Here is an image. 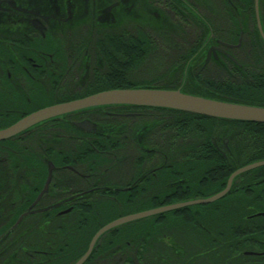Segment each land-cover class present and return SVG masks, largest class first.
<instances>
[{
    "label": "flooded vegetation",
    "instance_id": "flooded-vegetation-1",
    "mask_svg": "<svg viewBox=\"0 0 264 264\" xmlns=\"http://www.w3.org/2000/svg\"><path fill=\"white\" fill-rule=\"evenodd\" d=\"M258 15L264 31V0H0V129L38 110L130 82L175 83L181 72L185 78L219 73L237 78L244 64L256 63L258 54L264 56ZM254 23L262 49L249 35ZM202 33L204 42L197 43L194 52L193 36ZM191 53L194 56L186 59ZM185 78L180 83L195 84ZM83 122H90L92 129L75 125ZM177 126L176 115L167 109L117 106L63 116L15 138L16 145L1 144L0 230L6 223H1V214H11L12 209L17 213L25 201L29 205L20 216L30 212L28 216H43L45 221L28 229L47 232L67 228L53 224L54 219L97 212L82 208L90 199L114 200L117 193L125 192L133 201L143 202L150 196L171 195L177 182L157 178L168 154L200 151L203 146L185 145L188 137ZM52 147L63 152H122L124 159L57 166L48 159ZM18 149H26L27 159L9 160L8 153ZM34 153L41 160H34ZM50 163L55 166L51 183L36 202L47 182ZM18 164L25 165L26 172L45 165L42 188L32 175L19 174ZM118 173L124 184L115 182ZM3 194L19 200L3 204L7 199ZM174 239L171 235L158 243H176ZM247 253L264 255V251ZM4 255L6 252L0 253V257ZM113 256L120 264L128 260V254ZM187 257H202L208 264L207 254L196 252L143 253L140 263L152 259L155 264H177V258ZM104 259L111 264L114 258Z\"/></svg>",
    "mask_w": 264,
    "mask_h": 264
},
{
    "label": "trees",
    "instance_id": "trees-1",
    "mask_svg": "<svg viewBox=\"0 0 264 264\" xmlns=\"http://www.w3.org/2000/svg\"><path fill=\"white\" fill-rule=\"evenodd\" d=\"M249 35L256 47L262 49L263 45L255 23ZM204 36L203 33L197 37L194 34V43L191 46L194 52L198 47L197 43L204 42ZM193 56L194 53H191L185 58ZM178 74L175 83L163 84L157 80L140 84L130 82L124 87L111 89L180 90L185 94L212 100L264 107V56L259 54L256 63L248 61L244 64L237 78L222 77L220 73L215 77L200 74L196 77L187 74V78L183 76V72ZM184 78L195 84L180 83ZM106 108L108 107L93 108L89 111H103ZM168 111L176 115L177 130L188 137L185 145L190 147L203 145L200 151L178 150L171 155L168 154V162L157 172V178L161 181L167 178L177 182L176 187L171 190V195L159 199L150 196L143 202L133 201L130 199L131 194L125 192L117 193L118 196L114 200L90 199L82 208L97 212L88 214L78 212L62 220L54 219L53 224L67 227L61 231L28 229L34 224H45L43 216H28L13 230V225L21 211L28 207L29 201H25L23 208H18L15 214L12 212L13 209L8 207L11 214H1V223H6L0 230V243L3 242L0 244V253L6 252V255L0 257V264H74L87 252L94 235L110 222L137 212L211 197L226 188L228 179L235 171L252 163L264 161V124ZM54 120L56 119L43 124ZM1 144L13 146L18 144V141L14 138L0 142ZM8 154L9 160L27 159L26 149H18L17 153ZM38 155L34 153L33 159L41 160ZM123 157L122 152L107 155L89 151L63 152L53 147L48 150V159L57 166L87 160H123ZM15 167L20 170L21 175H32L34 181L40 182L42 188L47 176L45 165H35L32 172L28 169L26 172L25 165L18 164ZM118 174L115 182L124 184L121 173ZM36 194L37 191L34 192L32 201ZM3 197H7L3 204L19 200L18 197L8 199L7 194H3ZM258 213H264V166L238 176L228 195L214 203L157 215L108 232L101 237L86 264H106L107 260L104 258H114L111 264H120L118 257L113 256L116 254H128V260L124 264H142L140 262L143 260L141 259L143 253L155 252L204 253L207 254L208 264H255V260L256 264H264V255L259 257L245 255L247 252L264 251V217H255ZM171 235H174L176 243H158L160 240H168ZM147 261L150 263L145 264H155L152 259ZM205 262L202 257H187L185 260L177 258V264H206Z\"/></svg>",
    "mask_w": 264,
    "mask_h": 264
},
{
    "label": "water",
    "instance_id": "water-1",
    "mask_svg": "<svg viewBox=\"0 0 264 264\" xmlns=\"http://www.w3.org/2000/svg\"><path fill=\"white\" fill-rule=\"evenodd\" d=\"M257 21L259 32L264 40V31L260 22L259 15L257 17ZM117 106L167 109L215 119L264 124V107L212 100L208 98L185 94L180 90L174 91L151 88L114 89L96 93L83 99L61 103L38 110L26 116L25 118L17 121L13 125L0 129V142H5L25 135L27 132H29L36 126L53 119H58L63 116L93 108ZM75 125L78 128L86 131H90L93 127L90 122L76 123ZM225 143H227V141H225ZM263 166L264 161H260L238 169L228 179L226 188L211 197L178 202L158 207L155 209L127 215L110 222L109 224L102 227L94 235L89 244L87 252L74 264H85L86 261L92 255L101 237L107 234L108 232L121 226L140 220L148 219L157 215L181 210L191 206L207 205L214 203L228 195V193L231 191L234 180L238 176ZM54 170L55 166L53 165V163H50L47 182L36 202H38L42 198V196L48 191ZM29 214L31 213L28 212L21 215L13 228H16L21 223V221ZM255 217H264V213H258L255 215Z\"/></svg>",
    "mask_w": 264,
    "mask_h": 264
},
{
    "label": "rangeland",
    "instance_id": "rangeland-1",
    "mask_svg": "<svg viewBox=\"0 0 264 264\" xmlns=\"http://www.w3.org/2000/svg\"><path fill=\"white\" fill-rule=\"evenodd\" d=\"M216 76V75H215Z\"/></svg>",
    "mask_w": 264,
    "mask_h": 264
}]
</instances>
